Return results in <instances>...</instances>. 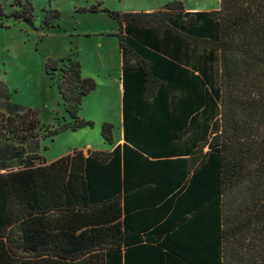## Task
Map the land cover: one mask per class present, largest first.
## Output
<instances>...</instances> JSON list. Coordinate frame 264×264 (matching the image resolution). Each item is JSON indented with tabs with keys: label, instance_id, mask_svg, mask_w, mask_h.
<instances>
[{
	"label": "trees",
	"instance_id": "1",
	"mask_svg": "<svg viewBox=\"0 0 264 264\" xmlns=\"http://www.w3.org/2000/svg\"><path fill=\"white\" fill-rule=\"evenodd\" d=\"M10 6L0 20L33 19L29 0ZM99 7L78 12L117 24L123 142L50 163L25 152L26 141L94 125L79 110L95 80L73 53L48 57L70 121L52 128L32 108L0 111V141L25 155L0 172V264H264V0ZM59 18L47 10L43 24ZM100 136L113 144L112 123Z\"/></svg>",
	"mask_w": 264,
	"mask_h": 264
},
{
	"label": "rangeland",
	"instance_id": "2",
	"mask_svg": "<svg viewBox=\"0 0 264 264\" xmlns=\"http://www.w3.org/2000/svg\"><path fill=\"white\" fill-rule=\"evenodd\" d=\"M34 7L33 27L23 21L3 18L0 27V110L20 105L32 108L39 114L44 125L52 128L63 122H69L64 113L60 96L55 88L56 79L44 74V63L48 57L58 58L65 48L76 52L81 50V71L88 73L101 68L100 57L96 60L94 51L86 50L84 44L89 42H117L114 32L117 24L105 13L78 12V9L91 5H100L116 12L157 11L166 3L180 2L185 11H211L219 7V0H29ZM12 0H0L3 10L9 14L13 8ZM47 10H57L60 18L54 20L53 27L43 24ZM70 53L60 57H66ZM94 55V58H93ZM78 61V60H77ZM105 62V61H104ZM107 61L104 63L106 64ZM83 67V68H82ZM83 72V71H82ZM4 78V81L1 79ZM99 86L94 95L89 96L85 106H81L79 116L94 121V127L76 132H63L52 138H42L24 142L26 153H36L52 162L80 148L86 154L90 149L107 150L109 144L100 136V125L103 121L113 124V135L119 137V95L115 87L104 85V78H94ZM8 95V96H7ZM86 98V97H85ZM84 98V99H85ZM8 99V103L5 100ZM83 99V100H84ZM83 102V101H82ZM9 103H13L14 105ZM8 111V110H7ZM6 111V112H7ZM64 116L65 120L62 119ZM21 146L18 141H0V172L15 170L21 167L20 159L25 155L13 157V147ZM40 164V160L35 161Z\"/></svg>",
	"mask_w": 264,
	"mask_h": 264
},
{
	"label": "crops",
	"instance_id": "3",
	"mask_svg": "<svg viewBox=\"0 0 264 264\" xmlns=\"http://www.w3.org/2000/svg\"><path fill=\"white\" fill-rule=\"evenodd\" d=\"M132 12H146V11H132ZM148 12H153V11H148ZM116 32H117V30L114 32V34ZM113 37H115V36H113ZM116 40H117V38H116ZM84 46H85V48H87L86 50H89L90 49V51H94L95 50L94 47L96 48L97 54H95V57H96V60H99V57H100V62H101V65L102 66H101V68L99 70L96 71L97 73H95V74H94V72L88 73L87 71L82 70L83 71L82 72V75L84 77L91 78L93 80H94V78H98V77L104 78L105 79L104 80L105 88L106 87L107 88L108 87L110 88V86H113V87H115L116 92H118V95H119V102H120L119 119H120V122H121L120 123V130H119V137L117 139H115L114 138V135H113V144L112 145H109V147H108L107 150L90 149L92 151H94V150L110 151L116 145L121 144L123 142V140H122V115H121V98H122L121 54H120V51H119L118 42H89L88 44H84ZM65 49H66L65 52H63L62 54H58L56 56H59L58 58H60V56H62L63 54L65 55L66 53H73L74 54V58L76 60H78L79 63H82V59H81L82 52H81L80 49H78V47H77L76 52H74L71 49H67V48H65ZM93 58H94V55H93ZM104 61L105 62L107 61V63H106L107 65H104V63H105ZM1 81H4V78H2ZM95 82H96V87H95L94 90L96 91L97 90V87L99 86V83H98V81H95ZM94 90L91 91L86 96V98L83 100L82 105H81L82 107L85 106V104L89 100V96L90 95L91 96L94 95ZM5 102L8 103L9 102L8 99L5 100ZM10 104L14 105L13 103H9V105ZM7 110H8V108L5 109V110L3 109V112H6ZM82 119H84V118H82ZM84 120L91 121L94 124V121H92L91 119H84ZM104 122L105 121H103L101 123V125ZM101 125H100V128H101ZM93 127H94V125H93ZM86 128H82V129H86ZM100 128H99V130H100ZM80 130L81 129H79L77 131H80ZM84 146L91 147L92 145H91V143H85L83 146H81L80 148H76V149L81 150ZM47 163H50V162H47Z\"/></svg>",
	"mask_w": 264,
	"mask_h": 264
},
{
	"label": "water",
	"instance_id": "4",
	"mask_svg": "<svg viewBox=\"0 0 264 264\" xmlns=\"http://www.w3.org/2000/svg\"><path fill=\"white\" fill-rule=\"evenodd\" d=\"M25 24H27V25H29V26H31V27H33L34 25H33V23H32V21H27V20H22Z\"/></svg>",
	"mask_w": 264,
	"mask_h": 264
}]
</instances>
